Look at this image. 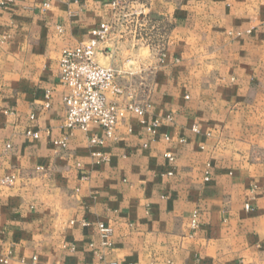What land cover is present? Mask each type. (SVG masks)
<instances>
[{
  "label": "crops",
  "instance_id": "obj_1",
  "mask_svg": "<svg viewBox=\"0 0 264 264\" xmlns=\"http://www.w3.org/2000/svg\"><path fill=\"white\" fill-rule=\"evenodd\" d=\"M118 1L124 26L112 0H0V264H264V0ZM103 23L110 100L154 136L65 126L59 58Z\"/></svg>",
  "mask_w": 264,
  "mask_h": 264
},
{
  "label": "built area",
  "instance_id": "obj_2",
  "mask_svg": "<svg viewBox=\"0 0 264 264\" xmlns=\"http://www.w3.org/2000/svg\"><path fill=\"white\" fill-rule=\"evenodd\" d=\"M122 4L112 0L111 7L114 13L123 12ZM124 18V15L120 16ZM126 17V16H125ZM111 32L109 24L103 23L91 32V38L77 46L62 51L59 58V80L65 88L63 99L65 107V126L68 129L87 131L89 125L95 124L103 130L106 139L112 138L118 124L128 116H136L139 125L150 135L154 136L159 127V120H146L147 106L129 102L120 105L110 98H120L124 88L117 82L118 72L112 67H103L95 63L94 57L97 47L105 42ZM32 119V118H31ZM26 135L33 139L38 138L37 133L31 131ZM103 139L92 138L91 145H102ZM63 146V142L59 143ZM101 161L104 157L100 153L93 154ZM169 162L174 158L170 153L165 154ZM168 175H171L169 173ZM208 181V177L205 178ZM15 177L5 176L0 178V187H11ZM245 210H250L248 204ZM102 238L109 237L110 229L98 225ZM6 263V261H2Z\"/></svg>",
  "mask_w": 264,
  "mask_h": 264
},
{
  "label": "rangeland",
  "instance_id": "obj_3",
  "mask_svg": "<svg viewBox=\"0 0 264 264\" xmlns=\"http://www.w3.org/2000/svg\"><path fill=\"white\" fill-rule=\"evenodd\" d=\"M122 4V3H121ZM122 7H124V5H121ZM125 9V8H124ZM121 20H123V21H121ZM120 21H119V23L121 24V25H126V24H128V21H129V19L127 20V18H122ZM125 20H127V21H125ZM130 29H127V32L129 31ZM131 31V30H130ZM156 47H157V49H159V48H161V44L159 43V44H156L155 45Z\"/></svg>",
  "mask_w": 264,
  "mask_h": 264
}]
</instances>
